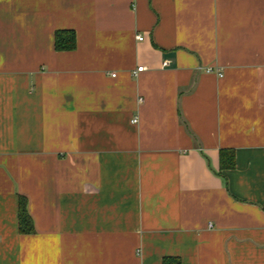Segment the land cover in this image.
<instances>
[{
  "label": "crops",
  "instance_id": "crops-1",
  "mask_svg": "<svg viewBox=\"0 0 264 264\" xmlns=\"http://www.w3.org/2000/svg\"><path fill=\"white\" fill-rule=\"evenodd\" d=\"M166 257L264 264V0H0V264Z\"/></svg>",
  "mask_w": 264,
  "mask_h": 264
},
{
  "label": "trees",
  "instance_id": "trees-1",
  "mask_svg": "<svg viewBox=\"0 0 264 264\" xmlns=\"http://www.w3.org/2000/svg\"><path fill=\"white\" fill-rule=\"evenodd\" d=\"M75 47V34L72 30H59L55 33V49L57 50H71ZM220 163L222 169L232 168L234 166V155L232 150H222L220 156ZM19 230L20 232L30 233L33 231V224L31 217L26 210V199L19 198ZM171 258H164L163 264H168L167 261ZM175 264H180L179 260Z\"/></svg>",
  "mask_w": 264,
  "mask_h": 264
},
{
  "label": "built area",
  "instance_id": "built-area-1",
  "mask_svg": "<svg viewBox=\"0 0 264 264\" xmlns=\"http://www.w3.org/2000/svg\"><path fill=\"white\" fill-rule=\"evenodd\" d=\"M137 38L141 39L142 37H141L140 35H137ZM143 69H144L143 66H139V67H137V68L135 69V71H134V74L136 75L137 73H139V72L142 71ZM208 70H210V69H208ZM112 75H113V74H112Z\"/></svg>",
  "mask_w": 264,
  "mask_h": 264
}]
</instances>
